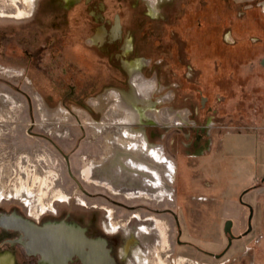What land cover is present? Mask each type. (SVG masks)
<instances>
[{
    "label": "rangeland",
    "instance_id": "374dc122",
    "mask_svg": "<svg viewBox=\"0 0 264 264\" xmlns=\"http://www.w3.org/2000/svg\"><path fill=\"white\" fill-rule=\"evenodd\" d=\"M232 1L225 0V9L232 8ZM184 3L185 0L165 1L160 5L161 16L154 18L152 14L157 10L153 13L148 0H39L36 11L21 18L19 11L25 9L24 0H0L1 13L15 14L17 11L16 17L0 16V63L15 68L13 73L0 72V105L3 100L11 105L9 118L0 117V178L7 187H15L22 180L33 183L36 176L42 180L48 193L41 202L54 206L43 214V219H73L104 235L105 226L115 228L121 222L115 217L113 221L107 217L104 219L106 213L107 216L115 215L112 209L116 208V217H120L124 210L108 202L102 194L132 203L142 200L154 202L145 196L127 199L126 194L93 184L83 175L87 162L102 160L108 146V133L119 131L115 123L109 127V123L102 122L106 109L94 107L91 100L108 87H128L122 60H137L138 68L143 63L141 70L145 76L154 82L153 78L157 79L161 101L151 110L173 108L172 111L186 117L190 115L192 124L195 120L198 125H204L206 119L214 121L208 151L221 150L219 142L228 134V140L243 143L246 152H253L256 145L264 154V139L248 134L264 133V66L259 62L264 52L256 50L253 54L246 48L239 58L235 57L236 53L224 52L225 60L222 62L219 50L211 47L212 41L202 47L199 36L193 34L192 61L187 63L184 59L189 54V43L184 17H175L178 11L183 13ZM116 14L120 15L124 42H131L130 49L123 55L122 42L111 44L105 40H91L96 29L103 24L108 28ZM225 17L226 28L232 27V14ZM225 34L228 40L237 37L234 30H226ZM243 37L247 45L250 36L247 33ZM187 64L194 68L191 77L187 76L190 71ZM36 92L43 96L50 108L65 107L67 120L45 122ZM203 101L207 103L205 109ZM147 120L141 127L145 128L148 139L162 145L175 163L173 170H178L175 181L178 202L176 200L175 208L180 214L187 215L192 241L221 252L229 238L222 236V194L212 190V184H216L212 179L228 175V172L232 175L234 167L238 173L234 178L230 176L229 188L224 191L229 195L246 183L255 165L245 159L241 161L239 171L238 159L230 157L227 167H222L217 158L213 165L204 167L199 157L188 152L194 149L187 147L192 139L189 140L185 130L194 136L191 127L194 125L180 130L179 125L167 126L174 123H159L166 125L157 126L149 124L154 122L153 119ZM96 127L102 131L98 132ZM141 127L137 126L138 129ZM200 128L206 132V127ZM150 163L162 173V185L164 182L169 188V180L164 179V174L170 177L169 170L153 161ZM208 172L212 178L207 177ZM116 187L119 188L120 184ZM7 189L8 193H0V196L7 195L0 199V213L17 212L28 216L29 207L23 198L29 200L30 197L24 193L8 199L14 194L9 193L10 188ZM248 198L249 195L245 194L242 200ZM171 203L165 198L158 206L165 207ZM180 204L185 207L180 208ZM160 221L167 230V220L160 218ZM5 233H8L6 229L0 227V249L9 247L5 244ZM117 237L121 239L122 235ZM233 251L231 248L228 253ZM19 255V264H27ZM193 257L191 264H200L195 260L201 257L195 254ZM206 262L222 264L221 259L212 256H208Z\"/></svg>",
    "mask_w": 264,
    "mask_h": 264
},
{
    "label": "flooded vegetation",
    "instance_id": "af4514ba",
    "mask_svg": "<svg viewBox=\"0 0 264 264\" xmlns=\"http://www.w3.org/2000/svg\"><path fill=\"white\" fill-rule=\"evenodd\" d=\"M165 1H172V0H158L156 9L154 11L152 10L153 13L157 10L156 14H152L154 18H159L161 16L162 9L160 5ZM232 3H233L232 8L230 7L227 10L225 9V0H185L184 3L185 7L183 8V13L178 11V13L175 14V17L176 18L179 17L182 18V16L184 17L183 24L186 30V34L188 33L187 41L189 43L187 50L189 54L186 55L184 59L186 60L187 63H191L192 61V57H190V53H192V50L190 49H192L193 46L194 35L199 36L202 47L208 46L209 41H212L211 47L213 50H217V51L219 50L221 54L220 59L222 60V62H224L225 60V58L223 57L224 52H228V53L233 52L234 54L236 53L235 54L236 58H239L241 56V52H243V49L246 48L251 50L253 54H255V52L260 50L264 52V0H233ZM37 6L30 15H26L23 17L31 16L36 11ZM2 14L5 16L13 15L16 17L17 11L15 12V14L13 13L7 14L3 12ZM230 14H232V25H231L232 27L226 28L225 16L226 15L229 16ZM98 17L100 19V16ZM226 30L236 31L237 37H233V40H228L225 36ZM105 32H107V34ZM247 33L250 36V42L247 43L246 45L245 44L246 40L244 39L243 36L245 35L246 37ZM91 40L92 41L94 40L93 42H97V41L101 42L105 40L111 44L122 42L121 51L125 50L122 53V55L125 52H127L131 47V42L127 40V42L125 43L122 37V24L120 21L119 14L115 15L113 22L110 23L108 28L104 24L100 25L96 29L95 36L92 37ZM204 53H205L204 56L206 57L207 53L206 52ZM135 62L137 63V60L132 62H127L125 60L121 61L122 68L124 69L128 77L127 88H122L119 86H115L113 88L111 87V89L110 87L108 88L109 90L113 89L114 91L115 89V91H120L122 95V99H124L125 97L127 98V96L130 95V97L134 99L135 104H137L139 107L147 106L148 108L153 109L151 107H156L160 105L159 103L161 101V96L159 95L160 93L159 88H157V79L155 77L153 78V80H155L156 82L155 88L152 90V93L148 97V99H146V101L144 100L145 103L140 101L139 94L135 91V87L132 84L133 83L132 76L134 75V69L136 68L135 71L139 74H142V76L145 79L147 80L150 79L149 77L145 76V74L141 70V66L143 65V63L141 64L140 68H138L139 65H136ZM259 62L261 66H264V54L259 59ZM187 67L188 70H190L187 72V76L191 77L193 75L194 68L191 64H187ZM157 77H159L158 74ZM38 93L39 92H36L35 96L40 106L45 105L49 110H56L58 108H63L64 110L66 109L63 106H59L55 109L50 108L45 102L43 96L40 93L39 94ZM206 104L207 103L203 101L202 103L203 109H205ZM171 109L173 110V108H170V110ZM40 114L42 115V113ZM67 114H68V110H67ZM66 120L67 119L65 120L58 119L57 121H46V120L44 121L47 123L49 122L58 123L60 121H66ZM94 122H96V120ZM191 122L192 119L190 118V115L187 114L186 119L182 123L167 124V126L171 127V126L179 125V127L181 128V129L179 128L180 130H185L187 129L186 126L190 124L194 125L196 127L195 129L194 126H191L193 128L192 132L195 133L194 136L192 133L188 135V131L185 130V134L188 136L189 140L192 139L187 147H189L190 149L191 148L194 149V150H189L188 152L192 156H201V154H203L204 152L208 151L209 148H211L212 142L210 141V138L212 136L211 127L213 126L211 124L214 121L211 119H206V123L204 125H198L196 120L194 124H192ZM153 123L151 122L149 124L157 125V126L166 125V124H159V123L153 124ZM109 124H110L109 127H111L112 123ZM93 126L95 128V125ZM197 126L199 127L198 129ZM200 127H206L205 129L206 132L203 133L202 128ZM208 130L210 131L208 132ZM191 136H193V138ZM154 171H156V173L157 172L160 173V170H154ZM169 173H170V177L168 178L166 174H164L165 175L164 179L166 177V179L169 180V188L168 186L164 185V182L162 185V188L167 190L165 196L161 199L157 197H147L146 199L150 198L148 200L154 201L152 203L150 201L144 202L143 200L141 202L132 203V202H127L123 200H118L116 198H112L108 194H102V196H104L108 200V202L112 204H116L124 210V215L120 217H116V213L118 212L116 208L112 209L113 210L112 213L115 211V215L113 213L107 216L106 213L104 219L107 217L109 221L110 220L113 221V218L115 217L116 220H119L121 222H119L115 226V228L111 227L109 229L107 226H105L106 230L105 229L104 230L106 234L104 235L96 230H91L89 226L80 225L79 222L73 219L71 220L43 219L42 218L43 214L48 212L49 209L51 208L54 209V206H51L52 204L50 205L51 207H49V205H46V207L42 209L40 208L41 206L38 203L36 204V202L38 201H36L35 199L29 198L28 200L27 198H23V201L27 204V207H29L28 216H24L17 212L10 213L16 216L17 219H19L18 222L23 223L24 220L27 223H31L38 227H44L48 224H59V223L75 224L84 228L85 231L84 235L86 237V241L90 246L85 247L83 252H74L71 255L68 254L67 257L62 252L59 253L56 251L45 254L39 251L33 252L30 251L28 247L30 243V236L28 235L26 230L22 228V225L20 227L16 223L10 227H7L0 224V227L6 229V231L8 232L5 233L6 236L4 240L6 242L5 244L9 245V247H3L0 249V256L4 253L12 255L14 257L13 260L14 264L16 263L19 264L18 261L19 254H20L19 256L23 257V259L27 262V264H155L154 260H156V258L158 260H162L163 264H191L192 259H194L193 257L194 254L201 257L200 260L196 259L197 262H199L200 264H204V263L209 264L208 262H206V258L208 256H212L217 259L223 258L226 255L228 248L224 247L221 250V252H216L207 247L198 245V243H194L192 241L193 233L189 229L190 223L187 219L188 218L187 215L180 214L178 210L175 208L176 200L178 202L177 187L175 186V181L177 179L176 175L178 173V170L177 169L169 170ZM83 175L86 178L84 170H83ZM149 175L151 174L145 175L149 180L148 184H146L147 186H144L143 183L138 184L132 181V182H127L126 184L127 188L133 189L137 187L136 189H139L141 186L151 193L158 192L160 187L150 185V183L152 184L153 181L156 180V178L152 175L149 177ZM86 180L92 182L93 184H96V182L90 181L87 178ZM115 186H118V184L115 183ZM17 196L18 195H11L8 197V199H12L13 197H17ZM5 197H7V195L4 196L2 195L0 196V199ZM142 198L144 197L142 196ZM165 198H167V200L172 203L167 204L165 207L158 206V203L165 200ZM127 199H129V197ZM179 207L180 208L185 207V205L180 204ZM159 218H164L165 220H167V230H165V226L161 225V221ZM152 229L153 232L151 231ZM150 232H152L153 234ZM118 234L122 235L121 239L117 237ZM226 234L230 239L232 234L230 232H226ZM162 238L166 240V247L164 249H159L158 255L154 256L153 253L150 251L151 246L155 245V242L160 241ZM193 249L195 250V252ZM16 252H18L19 254H17Z\"/></svg>",
    "mask_w": 264,
    "mask_h": 264
},
{
    "label": "bare ground",
    "instance_id": "6f19581e",
    "mask_svg": "<svg viewBox=\"0 0 264 264\" xmlns=\"http://www.w3.org/2000/svg\"><path fill=\"white\" fill-rule=\"evenodd\" d=\"M148 1L150 2L152 10L154 11L156 9L158 0ZM24 2L25 9L19 11L20 17L30 15L37 6L38 0H24ZM0 15H2L1 12ZM105 33L107 34V32ZM136 65H139L138 61ZM135 69L134 75L132 76V84L135 87V91L139 94L140 101L143 102L151 95L152 90L155 88V82L145 79L142 74L137 73ZM14 71L15 68L12 66H7L0 63V72L13 73ZM5 101L3 100V104L0 105V117L8 119L10 116L11 105L10 103H6L8 101ZM91 104L99 109L105 107L106 110L104 111L105 115L102 122L105 124L115 123L119 131L118 133L112 131L108 133L106 141L109 147L107 146L102 160H91L90 162L86 163L84 169L86 178L90 181L96 182L98 185L112 190L115 193L126 194L129 198L142 196L157 197L159 199L163 198L167 190L160 187L162 185V173H156L154 170L159 169L153 167V164L150 162L153 161L159 165H162L167 170H173L175 163L164 152L162 145L151 143L147 137L145 128L141 126H144L146 119H153L154 123H182L186 119V116L178 111H172L167 108H163L161 110H151L146 108L147 106L139 107L137 104H135L134 99L130 97V95H128L127 98L125 97L122 99L120 91H115V89L114 91L113 89L109 90V88L99 96L93 97ZM40 107L42 118L46 121H57L58 119L65 120L68 115L67 110H64L63 108L49 110L45 105H41ZM137 126H140L141 128L138 129ZM96 129L98 132L102 131V129L99 127H96ZM117 147L119 150L118 153ZM137 156H139L140 159L137 158ZM145 171L146 173H151L152 176L156 178V180H154L152 184L150 183V185L160 187L158 192L151 193L145 188L141 187L139 189H136L137 187L133 189L127 188V182L132 181L138 184L143 183L144 186H147L146 184H148L149 180L145 176ZM34 180L35 181L33 183L22 180L21 184H16L14 185L15 187H7L8 185H6L0 178V193H8L6 192L8 191L7 188H10L9 193L14 195H22L25 193L28 197L34 198L36 201H38L41 208L44 209L46 205H44L41 201L43 200L42 198L44 195H47L48 190L44 189V182L37 176L34 178ZM115 183L120 184V187L117 188ZM73 225L82 233L85 232L83 227L75 224ZM151 231L153 232V229ZM165 247L166 240L162 238L160 241L155 242V245L151 246L150 251L154 256H156L158 255L159 249H164ZM13 260L14 257L7 253H4L0 256V264H14ZM154 262L155 264H163V261L158 260L157 258L154 260Z\"/></svg>",
    "mask_w": 264,
    "mask_h": 264
},
{
    "label": "crops",
    "instance_id": "0c3cea01",
    "mask_svg": "<svg viewBox=\"0 0 264 264\" xmlns=\"http://www.w3.org/2000/svg\"><path fill=\"white\" fill-rule=\"evenodd\" d=\"M238 133H242V131H238ZM248 134H256L258 138L264 139V133L250 132ZM227 135L225 134L219 142L221 150L216 152L206 151L201 156H196L200 158L201 163L205 164L204 167L208 164L213 165L215 158L219 159V164L222 167H227L230 165L228 161L230 157L238 159L236 164L239 171H241L240 165L243 163L241 161L245 159L255 165V170L251 171L246 183L239 187L237 192L229 195H225L224 191L229 188L231 177L234 178L238 173L234 167L231 169L232 175L228 172V175L217 177L216 180L212 179L213 183H216L215 185L212 184V190L220 191L222 194L220 205L221 221L223 223L222 236L224 234L228 238L224 227L227 220H232V233L234 235L231 245L228 242L226 246L228 248L226 255L221 258L222 264L245 261L249 264H264V154L259 152V147H256V145L253 152H246L243 143L228 140ZM262 145H264V142ZM208 176L212 178L209 172ZM245 194L249 195V198L243 201L242 197ZM231 248H234V251L228 253Z\"/></svg>",
    "mask_w": 264,
    "mask_h": 264
},
{
    "label": "water",
    "instance_id": "95a60500",
    "mask_svg": "<svg viewBox=\"0 0 264 264\" xmlns=\"http://www.w3.org/2000/svg\"><path fill=\"white\" fill-rule=\"evenodd\" d=\"M16 216L12 214L0 213V224L10 227L18 224L26 230L30 236V243L28 245L30 251L51 253L59 252L64 255L72 254L74 252H83L85 247L90 246L86 241L84 233L78 230L73 224L59 223L48 224L44 227H38L23 220V223L18 222ZM225 230L230 232L232 236L229 239V245L233 241L232 220H227Z\"/></svg>",
    "mask_w": 264,
    "mask_h": 264
}]
</instances>
